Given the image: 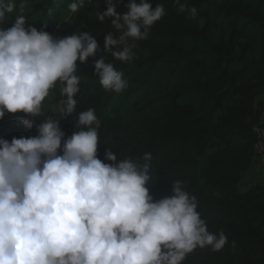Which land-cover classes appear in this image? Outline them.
Instances as JSON below:
<instances>
[{"label": "clouds", "instance_id": "obj_1", "mask_svg": "<svg viewBox=\"0 0 264 264\" xmlns=\"http://www.w3.org/2000/svg\"><path fill=\"white\" fill-rule=\"evenodd\" d=\"M92 0H71L78 12ZM179 3V0H177ZM97 19L113 18L119 35H105L103 49L115 60L133 59L130 41L145 40L165 15L162 4L129 0L117 11L116 0H104ZM27 0H20L22 13ZM184 4H180L182 12ZM17 0H0V24L10 20ZM195 16L197 9L191 8ZM15 15L0 28V120L7 114L32 128L46 111L50 94L66 97L65 114L77 107L80 75L77 61L96 57L100 45L88 31L54 39L47 31L26 27ZM94 75L106 91L128 87L123 73L104 57L94 61ZM76 131L65 138L60 121L48 117L37 135L0 138V264H183L197 248L220 251L228 243L223 230L208 231L195 196L176 180L171 196L154 200L149 186L151 153L140 161L121 159L106 150L98 158L101 121L95 109L76 113ZM259 131V129H257Z\"/></svg>", "mask_w": 264, "mask_h": 264}, {"label": "trees", "instance_id": "obj_2", "mask_svg": "<svg viewBox=\"0 0 264 264\" xmlns=\"http://www.w3.org/2000/svg\"><path fill=\"white\" fill-rule=\"evenodd\" d=\"M52 1L32 27L48 32L47 12L58 14ZM116 2L118 12L127 10L129 0ZM150 2L162 4L165 15L147 39L130 41L134 57L128 62L103 49L107 33L119 35L113 18L97 19L104 0L70 12L62 23L57 38L88 31L100 45L96 57L77 61V107L60 119L65 138L77 130L76 113L93 108L101 121L100 160L112 163L106 150L117 162H143L151 153L154 200L171 196V184L182 181L208 231L228 237L220 251L197 248L183 264H264V183L240 188L243 174L257 164L254 129H264V0ZM101 56L123 73L125 90L102 88L93 66Z\"/></svg>", "mask_w": 264, "mask_h": 264}, {"label": "rangeland", "instance_id": "obj_3", "mask_svg": "<svg viewBox=\"0 0 264 264\" xmlns=\"http://www.w3.org/2000/svg\"><path fill=\"white\" fill-rule=\"evenodd\" d=\"M71 0H58L52 1V4L55 5V9L58 10V14L56 16L53 15L52 11H48V20L47 22V30L50 35L53 36L54 39L60 34L59 29L62 23L66 20L70 11L68 9V4ZM20 0H17V9L14 13L9 14L11 17L10 20H6L5 23L0 24V28H9L15 21V15L23 14L26 18V27L29 25L32 26L33 23L39 19L41 11L47 4V0H27V6L21 13L19 10ZM43 29L46 28L43 27ZM66 107V97H63L59 94L58 89L56 90V95L50 94L48 98H46L43 108L46 111L39 117L32 118L35 123L32 128H27L19 123L18 120L15 119V116L23 115V113L18 114H7L3 120H0V138L7 139L11 142L13 137H29L35 136L37 134L36 125L43 122L48 117H52L53 119H57L60 121L62 117H64L65 113L63 109ZM264 124V120H263ZM264 130V129H263ZM255 183H264V173L261 170V166L256 164L250 171L246 172L242 176L240 188L242 190L252 186Z\"/></svg>", "mask_w": 264, "mask_h": 264}, {"label": "built area", "instance_id": "obj_4", "mask_svg": "<svg viewBox=\"0 0 264 264\" xmlns=\"http://www.w3.org/2000/svg\"><path fill=\"white\" fill-rule=\"evenodd\" d=\"M254 131L257 138L252 146V151L257 159V164L261 166V170L264 173V130L256 127Z\"/></svg>", "mask_w": 264, "mask_h": 264}]
</instances>
